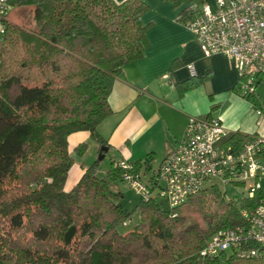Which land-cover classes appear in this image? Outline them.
<instances>
[{
	"label": "trees",
	"instance_id": "16d2710c",
	"mask_svg": "<svg viewBox=\"0 0 264 264\" xmlns=\"http://www.w3.org/2000/svg\"><path fill=\"white\" fill-rule=\"evenodd\" d=\"M7 1L12 10L0 33V264H264V247L249 258L231 250L203 253L216 233L244 223L242 212L264 199L261 185L252 198L237 202L206 183L172 207L161 196L159 167L152 170L148 156L112 160L104 176L96 159L67 186L75 163L70 135L88 132L100 148L108 146L97 129L112 113L115 80L148 47L149 25L142 17L149 5L143 0ZM161 1L181 7L178 21L184 25L205 3ZM15 10L17 22L10 18ZM255 93L242 96L264 112ZM245 138L229 132L225 144L239 145ZM125 173L137 177L147 194L137 192L139 222L121 232L133 213L114 187L125 183ZM195 211L202 223L189 221Z\"/></svg>",
	"mask_w": 264,
	"mask_h": 264
},
{
	"label": "crops",
	"instance_id": "0c3cea01",
	"mask_svg": "<svg viewBox=\"0 0 264 264\" xmlns=\"http://www.w3.org/2000/svg\"><path fill=\"white\" fill-rule=\"evenodd\" d=\"M143 1L149 5L142 17L149 25L148 47L141 59L125 65L122 77L113 84L109 95L112 113L97 129L108 144L104 159L136 162L151 156L150 166L157 169L181 140L191 116L219 119L230 133L241 136L264 135V112L258 114V107L242 96L231 60L221 53L204 55L193 33L178 21L181 7L161 0ZM205 3L214 6L213 0ZM190 64L196 71L193 78ZM81 145L84 149L76 151ZM68 146L75 160L67 181L71 187L97 159L100 147L84 131L70 135ZM107 168L100 163L101 176Z\"/></svg>",
	"mask_w": 264,
	"mask_h": 264
},
{
	"label": "built area",
	"instance_id": "2783aa9c",
	"mask_svg": "<svg viewBox=\"0 0 264 264\" xmlns=\"http://www.w3.org/2000/svg\"><path fill=\"white\" fill-rule=\"evenodd\" d=\"M213 2V7L204 3L186 26L206 57L221 53L231 60L243 93L252 94L257 81L264 78V0ZM11 10L7 0H0V33L4 31L1 21ZM188 70L191 76L196 75L192 64ZM228 135L219 119L189 118L183 138L157 171L163 184L161 196L170 206H180L206 183L233 190L241 185L248 198L256 194L264 176V135L250 134L239 145L225 144ZM123 181L146 196L147 189L137 177L125 173ZM241 215L244 223L216 233L204 254L212 256L224 250L245 258L259 254V248L264 247V199Z\"/></svg>",
	"mask_w": 264,
	"mask_h": 264
},
{
	"label": "rangeland",
	"instance_id": "374dc122",
	"mask_svg": "<svg viewBox=\"0 0 264 264\" xmlns=\"http://www.w3.org/2000/svg\"><path fill=\"white\" fill-rule=\"evenodd\" d=\"M11 13H12V15L10 17L11 20L17 22V18H16L17 10H15L14 12L12 11ZM255 91L258 94L260 100H264V78H262V81L258 84V86H256ZM16 92H17L16 86L10 90L11 95H14ZM97 159H98V156H97ZM112 160H113V158H110L108 156H106L105 159L103 158L100 161L101 168L104 169L105 165L109 168ZM150 173L146 174V176L145 175L142 176V179L144 181L147 180V178L152 174V173L151 174ZM99 175H101V174L99 173ZM102 176H104V175H102ZM114 184L113 185L115 187V190L120 191L122 193V198H120L122 206L124 208H126L128 211H131V212L133 211V213L131 215V219L128 222V225L120 227L121 232H126L127 230L132 229L139 222V214L137 211H134V209H135L136 204L140 200V195L125 183L115 182ZM260 184H261L262 190H264V178H262L260 180ZM220 189L224 190L226 192V196L228 198L235 200L237 202H240V200L243 198V196L246 195V191L244 189H241V188L238 190H233L230 188L220 187ZM162 202H163V206H165L166 203H164L163 200H162ZM188 218H189V221H195L198 223H202L201 215L197 211L192 212Z\"/></svg>",
	"mask_w": 264,
	"mask_h": 264
},
{
	"label": "water",
	"instance_id": "95a60500",
	"mask_svg": "<svg viewBox=\"0 0 264 264\" xmlns=\"http://www.w3.org/2000/svg\"><path fill=\"white\" fill-rule=\"evenodd\" d=\"M108 148L107 147H101L100 152L98 154V160H102L105 156V153H107ZM74 228H71L66 234H65V242L68 243L73 235Z\"/></svg>",
	"mask_w": 264,
	"mask_h": 264
}]
</instances>
